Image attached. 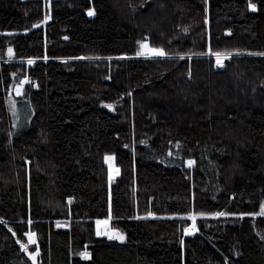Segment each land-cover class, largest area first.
<instances>
[{
    "label": "trees",
    "instance_id": "16d2710c",
    "mask_svg": "<svg viewBox=\"0 0 264 264\" xmlns=\"http://www.w3.org/2000/svg\"><path fill=\"white\" fill-rule=\"evenodd\" d=\"M262 208L264 0H0V264H264Z\"/></svg>",
    "mask_w": 264,
    "mask_h": 264
},
{
    "label": "rangeland",
    "instance_id": "374dc122",
    "mask_svg": "<svg viewBox=\"0 0 264 264\" xmlns=\"http://www.w3.org/2000/svg\"><path fill=\"white\" fill-rule=\"evenodd\" d=\"M250 8H251V10L256 9V7L253 4L250 5ZM141 43H146L149 46V44H148V42L146 40L145 41H142ZM141 43L139 44L138 56L157 57V56L152 55L147 50H144V54L143 55L139 54L140 51H141V48H140ZM149 48H151V47L149 46ZM21 90H22V87H20V86L17 87L16 90H15V94L16 95H19L21 93ZM8 104H9V110H10V113H11V116H12V119H13V127H14V130L16 131L17 129H19L18 128V124L21 121V119H24L25 112H26L27 109H26L25 106H19L18 103L16 101H14V97H11L9 99V103ZM22 122L23 121H21V123ZM109 164L111 165V167H110V176H111V179H113L117 175V170H116V168H114L112 166V161L111 160L109 161ZM193 221H195V218H193ZM98 222H100V223H98ZM98 222H97L96 229H97V233L100 236H107V237H109V235L118 233V234H120V235H122L124 237L123 234H121L118 230L114 229L111 226V220L110 219H107V220H99ZM104 222H106V223H104ZM57 227L58 228H66L67 225L64 224V223H58L57 224ZM185 231L188 234L189 233H193V232L196 231V227L193 224V225H191L189 227H186L185 228ZM105 232H107L108 235H105L104 234ZM28 239H29L30 243L33 244L32 243V240L33 239L35 240V237H34L33 234H29L28 235ZM34 256H35V254H34Z\"/></svg>",
    "mask_w": 264,
    "mask_h": 264
},
{
    "label": "snow or ice",
    "instance_id": "6c2138e0",
    "mask_svg": "<svg viewBox=\"0 0 264 264\" xmlns=\"http://www.w3.org/2000/svg\"><path fill=\"white\" fill-rule=\"evenodd\" d=\"M253 10H255V9H253ZM93 14L94 13L89 12V15H93ZM140 48H141V51L139 54H141V55L144 54V50H147L148 52H150L154 56H165L166 55V53L162 49L149 48V46L146 43H141ZM216 56H217V62L220 63L221 62V54L217 53ZM29 63H31V61ZM107 159L111 160L112 157H108ZM192 163H193L192 161H189V166H191ZM261 214H264V208L261 209ZM216 215L217 216H223V215H225V213H217ZM137 218H139V217H137ZM98 223H100V222H98ZM104 223H106V222H104ZM104 234L108 235L107 232H105ZM109 239H119V240L123 241L124 237L118 233H115V234L109 235ZM32 243H35L34 239L32 240ZM25 250L27 251L26 248H25Z\"/></svg>",
    "mask_w": 264,
    "mask_h": 264
}]
</instances>
